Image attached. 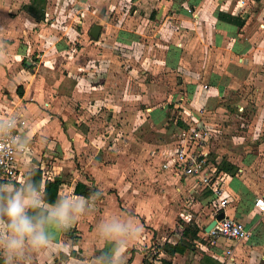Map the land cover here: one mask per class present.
I'll use <instances>...</instances> for the list:
<instances>
[{"label": "crops", "instance_id": "0c3cea01", "mask_svg": "<svg viewBox=\"0 0 264 264\" xmlns=\"http://www.w3.org/2000/svg\"><path fill=\"white\" fill-rule=\"evenodd\" d=\"M4 1L5 4L0 7V88L9 86L13 81L9 74L10 62L15 55H21L22 49L43 46L44 51L39 53L44 55L47 52L45 46L51 44V50L66 46L65 40L59 37L48 43L50 33L47 31L55 26L54 22H49L55 17V13L48 12V0L45 2V15L40 20H36L25 9L24 5L30 0L24 1L19 7L15 2H12L15 3L12 5L10 0ZM105 1L109 2L104 0L102 6ZM129 1L138 7H132L131 14L126 19L122 16L125 14L124 10L121 11L118 22L109 21L108 11L102 6L99 7L100 20L93 21L88 29L91 41H103V36L111 35L110 40L114 42L115 39L119 40V33H130L134 37L140 33L141 26L145 23L153 24L158 31L164 29L161 31L163 48L158 58H154L158 51L143 57L147 67L153 64L154 68L162 66L171 72L179 71L186 79L184 82H187L189 92H194L196 98H203L207 94L208 97L216 98L226 93L244 94L245 106L239 101L235 105L215 107L219 112V120L226 119L231 122L233 110L238 108L246 110L243 117H249L248 132L255 129L264 130V0ZM77 3L84 4L82 0ZM56 12L60 16L69 10L62 11L60 8ZM138 13H143V17L140 14L136 20ZM129 18L131 19L128 20ZM22 19L35 25L26 26ZM95 23L101 26L97 39L89 34ZM80 24L78 22L74 26L71 23L66 27L73 32L81 26ZM45 32L47 34H44ZM161 32L155 35L161 36ZM43 40L47 42L46 45H42ZM107 40H104L105 44ZM101 52L103 55L96 56L97 60L94 61L99 62V68H113L121 75L123 70L116 57L111 58L108 51ZM45 55V60H41L38 67H32L31 62L26 59V67L30 72L21 70L20 74L23 71L24 76L22 80L18 79L16 84L22 89V106L26 109L29 107V121L32 122L31 125L34 124L33 127L29 126L32 135L31 169L39 167L48 179L59 176L62 179L59 196L83 197L87 201L84 214L78 221L67 229L54 233L44 251L33 252L26 249L18 256L17 264H99L97 257L102 252H107L111 244L98 237L97 226L112 215L141 226L142 231L128 245L125 262L142 264L145 255L150 257L149 252L143 251V248H150L155 240L160 246L165 241H177L181 236L183 223H188L191 218L181 214L185 221L174 228L172 236L168 237L158 231L159 226L156 223L166 216V210L171 214V209L168 210L170 206L163 204L156 207L153 201H138L140 171L148 172L149 175L153 174L155 168L150 163L140 168L139 134L118 136L108 132L113 118L112 115L104 116L103 111L104 107L112 112L126 108L132 114L130 118L133 129L139 119L141 120L140 114H143V119L151 125L157 126L158 122L164 120L168 108L165 103L154 105L142 101L143 105H140L138 99L136 104L132 101L129 103L126 99L124 101L123 89L116 88V85L121 84L117 81L119 74L113 76L114 72L108 71L105 73V85L93 84L92 80L100 81L98 77L101 71L94 72L89 69L82 75V83L73 72L80 65L79 61L64 64L65 59H60L59 64H63L61 68L53 58L49 59L48 54ZM137 62L134 61L135 64ZM87 66L86 62H83V68ZM7 78L9 80L6 81ZM200 79H211V83L208 80L200 82ZM203 83H208L206 89L202 88ZM3 98L5 97L0 90V100ZM141 107V111L144 110L145 113L138 112ZM182 107L184 106L181 105L180 108ZM78 111L82 114H77ZM8 112L0 110V115H6ZM176 117L179 118L177 123L180 120L186 123L185 113ZM123 143H130L131 149L126 148L127 145ZM151 150L153 149L147 152V157H157L159 152ZM168 157L169 155L166 156L167 160ZM241 158L237 172L233 175L226 170L216 169L227 175L225 196L229 199V205L223 208L222 212L241 220L249 231L248 238L241 241L219 238L207 244L205 241L209 237L205 227L218 209L217 199L212 191L208 192L209 188L203 187L195 177L173 175L171 169H168V177L175 185L185 187L190 181L192 189L195 188L201 193L206 189L208 192L206 197H200L194 203L203 206L204 210L209 209L204 213L196 209L199 214L196 219L192 218L199 227L200 236L195 241V247L218 264H264V148L260 153L256 150L246 152ZM128 171L130 177L127 176ZM182 179L186 182H182ZM78 181L89 187L88 195L74 192L75 183ZM111 188L118 191L108 193ZM226 249H231L230 255L225 253ZM71 251L74 255L70 254ZM198 251L188 249L183 253H175L171 256L172 264H201ZM155 255L156 262H159L161 257H167L160 247ZM0 264H3L2 260Z\"/></svg>", "mask_w": 264, "mask_h": 264}, {"label": "rangeland", "instance_id": "374dc122", "mask_svg": "<svg viewBox=\"0 0 264 264\" xmlns=\"http://www.w3.org/2000/svg\"><path fill=\"white\" fill-rule=\"evenodd\" d=\"M24 1L27 0H10V3L12 4V2H15L19 7L24 3ZM78 1L79 0H48V12L55 13V17H52L49 21L54 22L55 26L47 31L50 33L49 36L52 37H48V43H51L52 39L55 40L59 37L60 39L65 40L64 44L66 46H60L58 49L55 48V50H51L50 48L52 45L50 44L45 46L47 48V52L45 53L48 54L47 56L50 57L49 59L53 58L58 64L60 59H65L64 64L79 61L80 65H78L73 72L77 74L76 77L81 79L82 83L83 79L81 77L84 72L89 69L94 72H96V70L101 71V74L98 77L100 81L92 80L93 84L105 85V75H107L105 73H108V71H112V73L114 72V74H112L113 76L119 74L117 81L121 82V84L116 85V88L123 89L122 96L125 97L124 101L126 99L127 102L130 103V101H132L133 104H136V99H138L140 105H143L142 101H145V104H166L168 109L164 116L165 118L164 120L161 118L162 120H159L160 122H158L157 126L151 125L150 122L143 119V114H140L141 120L139 119L138 124H135L132 129L130 118L132 114L128 112L126 108L120 111H113V114L112 110H108V108L104 107L103 113L104 116L112 115L111 117L113 118L112 123L109 125L108 132L115 133L118 136L132 135L135 133L139 134V150L141 151L140 168H144L143 165L147 166L148 163H150V165L155 168V172L153 171V174L150 173L148 175V172L140 171L138 201L147 203L148 201H153L156 207L163 204H167L168 207L170 206L168 210L171 209V214L169 215L166 210V216H163L162 221H158L156 225L159 226L158 231H160V233L166 234L168 237L172 236L171 234L175 231L174 228L185 221L180 216L181 214L185 215L187 218L190 217L196 219L199 214V211L197 210L200 209L203 213L209 211V209L204 210L205 208L200 206V204L194 205L196 202L195 200L200 197H206L208 190L205 191L206 189H204V192L201 193L200 191H196L195 188L192 189L189 180H187V182H189L185 187H181L179 184L178 187L175 185V182L168 177V173H170V170L168 169L170 167H163V164L168 162L166 156L170 154L178 136V131L182 128V126L177 123V119L179 118L176 117V115L181 117V115L185 113L187 120H190L192 123L197 120H205L208 124V127L212 131L210 141L207 143L210 171L216 170L217 165L222 161L231 163L238 169V165H240L242 160L241 157L246 152L255 150L259 151V153L262 152L264 148V130L255 129L248 132V123H250L249 117H246L247 115L243 117V113H245L246 110L242 111L238 108L233 110L234 112L232 113L231 122H227L226 119L219 120V115H217L219 112L216 111L215 107L217 105H235L239 101L245 106V101L243 100L244 94L226 93L220 98H216L215 96L208 97L207 94L203 98H196V94L194 92H189L188 84L187 82H184L186 79L179 71L171 72L162 66L154 68L153 64L149 68L147 67L143 57L158 51L155 56L153 55L154 58H158L157 56L160 55L163 48V32L161 31H164V29L158 31L153 24L145 23L142 24L140 33L137 34V36L133 37L130 33H126L124 35L119 33V40L115 39V41L112 42L113 40H110L112 36L107 35L103 36V41L95 43L90 40L88 29L93 21L100 20L98 9L102 6L104 0H93L92 2H89V0H82L84 4L81 5H78ZM98 1L99 3L97 4ZM15 3L12 5H15ZM4 4L5 1L0 0V7H3ZM134 6L138 7L137 4H134L129 0H109V2L105 1V5L102 7L108 11L109 14L107 15L109 17V21L113 22L116 20L118 22V19L121 16V11L124 10L125 14L122 16L126 19L130 16L131 9ZM50 7H52V10H50ZM60 8H62V11L68 9L70 13L60 12L61 14L58 16V12L56 11L57 9L59 11ZM140 14L143 17V13ZM140 14L138 13L135 16L136 20L139 19ZM130 19L131 18L128 20ZM22 21L29 27H33L35 25L34 23L29 24L28 21H25L24 19H22ZM78 22L81 23V26L76 29V31L72 32V29H68L66 27L67 24L70 25L71 23L75 26ZM1 29L2 28H0V30ZM33 29L31 31H33ZM160 32L161 36L155 35ZM44 34L47 33L45 32ZM173 34L177 35L178 33ZM43 38H45V36ZM69 39H73V41ZM106 39H108V42L105 44L104 40ZM41 43L42 45L47 44L45 40ZM157 48L158 50H156ZM43 51V46L33 47V49H29L28 47L22 49V52L20 53L21 55H15V57L11 59V70L9 71V74H11V80L13 81L9 86H2L0 88L3 96L6 98L0 100V105L3 106H1L0 110L11 111L14 107H18L19 109L24 110L25 116L28 120H30L28 114L29 107L27 109L25 107L23 108L21 103L22 101H20V95L16 90V84L17 80H22L24 76L23 71L20 74L21 70L25 69L30 72V69L26 67L27 63L24 61L27 59V61L31 62L32 67H38V65L41 64L40 62H42L41 60H45V53L44 55L41 54ZM101 51H108L111 58L116 57L120 63L119 65L121 66V69L123 70L121 75L120 72L116 73L113 68H99V62L94 61L97 60L96 56L102 54ZM134 61H138L137 64H135ZM83 62H86L88 65L87 68H83ZM93 62L94 64H92ZM62 65L63 64H59L58 66L62 68ZM190 69H192L191 66ZM64 70L66 72V67ZM114 78L115 77H113V79ZM7 80L9 79L7 78L6 81ZM207 80L211 83V79ZM207 80L204 79L205 82ZM204 81H201L200 79V82ZM188 98L190 100H188ZM248 101L250 102V100ZM175 103L177 104L176 106ZM181 105L184 107L180 108ZM141 109L142 107L138 108V112L145 113L144 110L142 112ZM77 114L81 115L82 112L78 111ZM31 123L32 122H30V125ZM33 125L34 124L31 126L33 127ZM81 127L83 128V126ZM123 145H127L126 148L131 149L130 143H123ZM149 149L158 151V156L154 158L147 157ZM127 174V176L130 177V171H128ZM24 177V179L20 181L15 180L12 183L19 185L28 182L29 175L25 174ZM182 182L185 183L186 180L182 179ZM117 191L118 190L116 188H111L108 190V193ZM101 197L103 198V196ZM114 197L115 196L113 195V198ZM212 206L216 208L215 205ZM148 226L149 224L146 225V227ZM158 231L156 230V232ZM205 242H207V244L211 243L210 238L206 239ZM157 243V240H155L151 244L150 248H143V251L149 252L150 257H152L156 254V250L160 247V244Z\"/></svg>", "mask_w": 264, "mask_h": 264}, {"label": "clouds", "instance_id": "9594fccd", "mask_svg": "<svg viewBox=\"0 0 264 264\" xmlns=\"http://www.w3.org/2000/svg\"><path fill=\"white\" fill-rule=\"evenodd\" d=\"M12 121L0 120V132L12 127ZM32 169L27 175L33 176ZM87 200L83 197L58 196L48 203L46 192L34 180L23 184L0 182V260L17 264L26 249L42 252L54 233L67 229L84 214ZM142 231L136 222L112 215L97 226V235L110 243L107 252L97 259L99 264H126L128 245Z\"/></svg>", "mask_w": 264, "mask_h": 264}, {"label": "built area", "instance_id": "2783aa9c", "mask_svg": "<svg viewBox=\"0 0 264 264\" xmlns=\"http://www.w3.org/2000/svg\"><path fill=\"white\" fill-rule=\"evenodd\" d=\"M207 86V83L202 84L203 89ZM0 120L13 122L11 128L0 132V182L20 181L25 178L24 175L33 164L30 121L24 110L18 107H14L6 115H0ZM186 125L179 129L168 162H165L163 167H170L173 175L193 176L203 187L209 188L218 201V209L212 215L214 218L229 205V199L225 196L227 175L222 171L209 169L207 143L210 141L212 131L205 120L193 123L186 120ZM207 235L215 242L219 238L241 241L250 234L241 220L224 214L221 219H217ZM225 253L230 255L231 249H226Z\"/></svg>", "mask_w": 264, "mask_h": 264}, {"label": "trees", "instance_id": "16d2710c", "mask_svg": "<svg viewBox=\"0 0 264 264\" xmlns=\"http://www.w3.org/2000/svg\"><path fill=\"white\" fill-rule=\"evenodd\" d=\"M45 2L46 0H30L29 3L25 4V9L36 19L40 20L45 15ZM25 62V61H24ZM26 63V62H25ZM17 93L19 95L22 94V89L20 86L16 88ZM178 123L182 127H186L187 125L183 121H178ZM218 170H226L230 172V174H235L237 167L228 163L226 161H222L217 165ZM34 174L31 177L29 175V181L32 179L36 183L40 185L41 190L46 192V200L48 203H54L57 197L59 196V186L62 183V179L59 176L53 177V179H48L44 176V171L39 167L32 168ZM74 192H79L81 194L88 195L89 194V187L83 182H76L74 187ZM210 192V189L208 190ZM207 192V193H208ZM199 227L195 223L194 219H190L188 223H183L181 236L177 241H165L161 244V250L167 255V257H161L159 262L155 261V256L147 257L144 256L142 260V264H172L171 256L175 253H183L188 249L197 250L195 247V241L200 238L199 234ZM201 255V264H218L217 261L212 259L210 256L205 254L203 251H198ZM71 255H74V252H70Z\"/></svg>", "mask_w": 264, "mask_h": 264}, {"label": "water", "instance_id": "95a60500", "mask_svg": "<svg viewBox=\"0 0 264 264\" xmlns=\"http://www.w3.org/2000/svg\"><path fill=\"white\" fill-rule=\"evenodd\" d=\"M101 31V26L99 24H93L89 34L91 37L97 39L99 37ZM224 216V213L222 211H220L219 213L216 214V216L214 218H212L209 223L206 225L205 227V231L208 232L210 230V228L216 223L217 219H221Z\"/></svg>", "mask_w": 264, "mask_h": 264}]
</instances>
